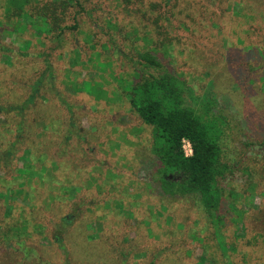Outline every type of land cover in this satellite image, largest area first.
Here are the masks:
<instances>
[{
  "label": "rangeland",
  "instance_id": "obj_1",
  "mask_svg": "<svg viewBox=\"0 0 264 264\" xmlns=\"http://www.w3.org/2000/svg\"><path fill=\"white\" fill-rule=\"evenodd\" d=\"M48 1L25 10L36 15V3ZM90 1L93 19L75 21L72 7L60 27L46 32L0 0V264H264V147H256L264 143V31L255 26L264 23V7L241 4L239 40L261 50L250 57L239 50L249 67L226 55L213 33L163 50L194 90L184 95L186 105L206 122L213 113L219 118L223 163L234 174L225 194L234 215L221 229L235 248L227 258L194 199L155 197L138 178L140 161L152 156L153 128L133 110L124 87L142 67L115 52L154 47L131 48L127 41L150 30L139 19L151 3ZM185 1L175 6L184 9ZM230 5L220 1L216 13L204 11L214 33L229 26ZM87 83L93 93L78 92ZM24 168L31 172L22 175ZM65 218L67 257L53 239ZM12 229L30 235V262L3 241Z\"/></svg>",
  "mask_w": 264,
  "mask_h": 264
},
{
  "label": "trees",
  "instance_id": "obj_2",
  "mask_svg": "<svg viewBox=\"0 0 264 264\" xmlns=\"http://www.w3.org/2000/svg\"><path fill=\"white\" fill-rule=\"evenodd\" d=\"M38 1L41 3V0H10V6L16 10L15 13L18 17L25 18L35 27L40 28L39 30L46 32L54 30L51 26L60 27L59 25L64 23V14L72 7L78 9L74 16L75 21L80 16H87L92 19L94 17L93 11L88 8L91 5L90 0H50L43 6L36 3L38 9L36 15L27 13L25 7ZM140 1L142 4L144 1L151 3L150 5L144 4V17L139 19L146 21L141 24L150 30L146 33L142 32L144 36L140 40H137V36L133 35L127 41L130 42L131 48L144 42L151 43L154 47H147L144 50L131 49L132 52H128V55L124 51L115 52L116 55L119 52L122 53L131 63L142 67V72H136V81L124 87L133 110L146 125L153 128L152 156L144 157L140 161L137 172L138 178L148 185V189L153 192L155 197L174 201L194 199L213 225L223 255L229 258V252H235V248L225 242L221 229L224 225L227 226V214L231 212V215H234L235 206L230 203L228 197H225L226 188L234 174L230 166L223 163L221 131L216 124L219 122V118L213 113L214 119L211 122H206L192 107L186 105L184 95L187 93L195 95L194 90L190 86L187 87L185 79L179 77V72H177L178 74L174 73L176 71L169 62L170 51H164H166V47L169 49L173 46L172 44H176V42L179 44L186 37L205 40L207 34L213 33L218 36L221 45L225 48L226 55L232 56V58L237 57L239 64L241 62V65L246 64L249 67L248 61H244L240 57L241 51L239 50H245L249 57L259 54L261 50L258 49L259 47L246 44V42L242 43L239 40L243 35V29H240L239 26L244 25L242 11H240L241 4L249 2L250 5L263 9L264 0H187L188 2H184L186 4L184 9L182 4L175 6V1L179 4L182 0ZM220 1H227L235 11L234 14L230 13L229 15V26H222L223 29H217L218 32L214 33L212 29L216 26L212 22L209 23L208 27L205 25L207 19L204 11H208L209 14L212 11L216 13ZM93 10L99 11L100 9L93 7ZM121 13L124 14V11L122 10ZM207 17L210 19L211 15ZM49 19H52L54 24H51ZM260 22L262 25L255 24V26L264 31V23L261 20ZM66 28L64 29L69 30V27ZM73 28L77 29L78 23ZM221 33L225 35H219ZM109 36L110 40L113 41L111 43H114L115 35L109 34ZM131 41L134 42L131 44ZM196 47L201 48V45L196 44ZM231 64H228L229 68L232 67ZM152 69L160 71L163 75L157 78L155 75L148 74V70ZM47 70L52 77V67L49 64ZM90 86L87 83L78 92L93 93ZM38 87L39 83L36 85L35 91L38 90ZM101 92L99 90L97 93ZM100 98L98 96L97 99ZM61 100L65 106L70 108L64 99ZM24 109L22 107L21 111ZM184 141L191 143L192 156H186L183 148ZM256 147L263 148L264 143H260ZM19 171L22 175L31 172L27 168ZM70 223L71 220L65 218L61 227L53 235L54 242L66 257L68 254L63 229ZM13 231L14 229L10 233H3V241L9 242L8 245L12 246L14 251L23 253L24 258L30 262L31 255L34 254V251L27 245V239L30 235L27 233L20 235V233ZM23 235L26 236L21 238ZM24 258L23 261L25 262ZM66 264H70V262L68 261ZM226 264L235 263L228 260Z\"/></svg>",
  "mask_w": 264,
  "mask_h": 264
},
{
  "label": "built area",
  "instance_id": "obj_3",
  "mask_svg": "<svg viewBox=\"0 0 264 264\" xmlns=\"http://www.w3.org/2000/svg\"><path fill=\"white\" fill-rule=\"evenodd\" d=\"M183 148H184V152H185L187 157L192 156L193 149H192V145L189 141H184Z\"/></svg>",
  "mask_w": 264,
  "mask_h": 264
}]
</instances>
